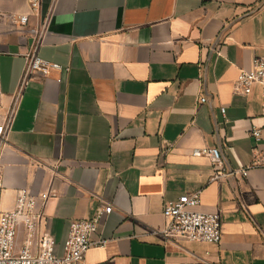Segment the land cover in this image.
<instances>
[{
    "label": "crops",
    "instance_id": "crops-1",
    "mask_svg": "<svg viewBox=\"0 0 264 264\" xmlns=\"http://www.w3.org/2000/svg\"><path fill=\"white\" fill-rule=\"evenodd\" d=\"M30 1L0 0V123L32 31L39 56L70 70L23 95L0 159L2 209L19 189L41 203L50 192L43 226L62 255L71 222L112 205L93 235L107 245L85 264H264V168L213 180L210 158L194 155L219 147L228 172L264 147V132L250 135L264 124L260 87L233 91L264 51V0H39L37 13ZM192 193L197 210L220 212L221 243L161 234L165 205Z\"/></svg>",
    "mask_w": 264,
    "mask_h": 264
},
{
    "label": "built area",
    "instance_id": "built-area-1",
    "mask_svg": "<svg viewBox=\"0 0 264 264\" xmlns=\"http://www.w3.org/2000/svg\"><path fill=\"white\" fill-rule=\"evenodd\" d=\"M30 7L33 13L40 8L39 0H31ZM28 15H20L17 23L26 25ZM35 34L29 51L25 55V65L17 87L12 94L10 106L3 121L0 123V159L3 147L7 142L8 134L15 120L23 95L35 77H49L54 72L70 70L57 63L47 61L39 56L43 32L32 31ZM256 86L260 87L262 102V119L264 120V51L254 57L252 65L247 70H241L234 81L233 91L237 95H250ZM202 102L207 101L205 97ZM222 107V112H225ZM264 124L253 125L250 135L256 143L263 140ZM194 155H207L214 168L213 180L222 176L247 177L251 169L264 168V147L259 144L253 148L251 163L237 170L221 171L225 165L219 147L204 148L194 151ZM3 180L0 174V264H85L87 251L92 247L105 248L104 239H94L93 235L100 225L102 218L112 213L113 206L108 205L98 211L92 219L74 220L69 226L68 236L64 242L62 255L55 251L56 240L54 235L44 229V213L41 209L45 206L50 192L40 195L39 199L26 189H19L16 193L15 204L12 210L1 207ZM53 195V194H52ZM41 203V204H40ZM200 199L198 193L185 194L176 201L168 202L163 209L165 226L161 231L167 239H185L219 244L222 240V217L220 212H202L197 210ZM25 228L24 243L17 248L16 239L20 227Z\"/></svg>",
    "mask_w": 264,
    "mask_h": 264
}]
</instances>
